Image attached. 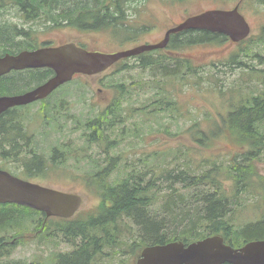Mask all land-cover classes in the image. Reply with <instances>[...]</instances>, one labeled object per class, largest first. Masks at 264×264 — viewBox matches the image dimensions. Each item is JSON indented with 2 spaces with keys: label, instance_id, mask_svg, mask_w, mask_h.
Segmentation results:
<instances>
[{
  "label": "trees",
  "instance_id": "1",
  "mask_svg": "<svg viewBox=\"0 0 264 264\" xmlns=\"http://www.w3.org/2000/svg\"><path fill=\"white\" fill-rule=\"evenodd\" d=\"M107 1L109 0H33V6L37 9L32 10L35 16L41 15L44 19L52 20L54 23H76L78 26H84L83 30H96L99 26L107 29L111 28L113 12L123 7L133 8L131 0H110V4H107ZM254 1L257 5L264 7V0ZM102 14L107 15L109 21L104 25H99ZM117 31L130 35L136 31V28L134 26H128V28L119 26ZM193 33L196 35H192ZM34 34L35 32H32L31 29H18L8 24L0 25V55L37 47L39 44L32 40ZM185 35L188 36L187 39L183 37ZM180 36L184 38L182 47L188 43L222 41L226 38L223 35L207 31H191L172 36V39H178ZM243 42L246 43L247 40ZM243 46L231 58L230 68L231 71L239 72L240 85L244 86V90L234 89L226 93L222 91L224 102L228 103L230 108L228 115V119L231 120L230 125L228 128L222 123L210 125V131L192 125L185 133L192 134L202 147L208 146L218 136L226 137L234 145L232 151H238L227 162L216 161L212 156H207L206 162L198 165L197 156L189 151H183V149L172 151L173 147L171 146L167 147L161 156L156 155L157 157L151 159L149 167H147L146 159L143 157L131 159L129 153L124 157L111 156L107 153L104 157L97 151L93 155L91 152L97 150L93 143H103L108 140L104 137L117 136L119 142H122L129 136L127 121L130 119L128 120L126 108H119L117 113L114 110H109L110 114L102 116L101 119L100 113L97 114V112L87 118L83 115H74L67 108H57V104L53 100L41 105L42 117L47 125L46 128H43L42 134L49 136L48 149L53 144H58L57 135L73 138L77 142V147H74L77 149L73 151L70 147V151L67 152V155L74 153L77 155L76 157L62 158L63 155L58 154V149H55L50 153L51 160L57 161L60 165L68 163L74 165L77 168V171L72 174L75 179L86 175L93 183L101 185L102 189L99 194L104 196L102 198L112 201V207L103 213L106 216L97 220L93 227H104L108 221L115 224V219L116 222L118 221L116 216L125 214L130 219H125L124 222L127 225V231L133 232L132 238L135 247L166 244L173 241L189 244L219 231L225 233V239L233 247H239L242 243L253 239H264V212L259 217L260 219L239 225L236 224L234 215H232L239 206H241L239 210H245L246 204L243 202V195L247 193L249 186H253L255 181L253 176H260L261 184L264 186V176L260 175L256 169V160H259L264 154V68L256 66L258 62L264 63V56L260 51L254 52L248 48L251 46L245 45L246 48ZM237 56L240 58L235 59ZM242 57L246 61L241 60ZM167 63L169 64V61ZM177 63L182 65V68L176 71L178 81L183 85H188L191 78L190 75H186L187 61ZM145 65L146 60L141 59L139 63L135 64L136 68L133 72L144 71ZM131 68L132 66L126 62L124 67H119L110 76L123 73L124 76L121 79H127L131 76ZM51 73L53 71L47 68L14 72L0 78V92L16 93L37 86ZM258 74L261 75L257 76ZM234 79L235 84L237 79L236 77ZM140 82V84H135L140 85L136 91L137 95L146 86L142 75ZM103 85L110 86L107 83H103ZM177 85L179 87V82ZM69 95L74 94L71 92ZM170 95L167 94V112L174 113L176 118L169 115V119L176 121L178 120L177 115L185 114L177 101L175 103ZM66 97L68 98V94ZM130 102L131 100H126L125 103ZM22 115V117L14 116L13 111H10L0 117V138L1 136L5 138L0 139V144L6 140L14 148L13 152L17 148L19 138L20 141H28L29 148L36 142L26 138V135L31 134L28 129L30 119L28 113H22ZM38 121H42V119L38 118ZM64 121H73L78 129L82 130L80 136L83 138H77L68 124L65 125L66 130L60 129ZM138 125L143 127V122ZM49 126L52 130L49 129ZM122 126H126L127 129H122ZM159 130L160 127L153 130V135L158 134ZM165 131L168 135H175L171 134L169 125ZM85 139V149H83L79 144L83 143ZM114 144V142L111 143L112 146ZM36 145H38L37 142ZM22 151L20 150L18 155ZM13 152L5 155H13ZM106 158H109L111 165L101 169V159L105 160ZM42 162L43 158L38 156L29 159L27 162L29 165L26 163L28 172L32 173V176L41 172ZM118 162L123 165L120 166ZM117 163L121 174L113 177L114 170L110 168L116 166ZM39 168L40 171H38ZM97 168L99 169L96 170ZM180 185L182 186L179 187ZM5 205L7 207L9 203ZM26 216L31 215L24 211L19 212L13 208H7L6 211L0 212V222L11 224L15 219ZM121 223L122 220L117 223V231L120 230ZM231 226L236 228V231L233 232ZM81 232H84L83 228L77 227L74 230L76 236ZM80 255L71 262L88 264L87 261L80 258Z\"/></svg>",
  "mask_w": 264,
  "mask_h": 264
},
{
  "label": "flooded vegetation",
  "instance_id": "2",
  "mask_svg": "<svg viewBox=\"0 0 264 264\" xmlns=\"http://www.w3.org/2000/svg\"><path fill=\"white\" fill-rule=\"evenodd\" d=\"M130 3L132 4V0ZM107 4H110V0L107 1ZM32 9H37L33 6V0H0V25L8 24L17 27L18 29H31L32 32H35V30H42V32L47 30H55L58 29V27L60 26L77 29L80 28L82 30L84 28V26H78L76 23H54V21L52 20L44 19L41 15L35 16L34 11ZM132 10L133 8L126 9L124 7L119 9L118 11L116 10L115 12H113L114 15H112L111 17V28L106 29L102 28V26H99L97 29L110 30L116 37L123 34L117 31V27L119 26H123V28H128V26H134L136 29L139 30V32H146L147 30H149L152 25L145 24L143 22H137V14L131 12ZM131 17L135 18L133 20L135 22H131ZM108 21V16L102 14V19L100 21L101 24L99 25H104ZM182 21H180L179 23H181ZM179 23L174 24L172 27L176 26ZM180 34L183 33L180 32L171 35L168 44L164 48H156L151 51H147L145 53L133 56L136 58L131 57L134 59V61L129 63L130 66H132L130 73L131 76H129L127 79H121L124 76L123 73H116L115 76H110V74H112L119 68L116 67V65H118V62L122 61L120 60L114 65V70H112L111 72H107V70V73L104 72L105 74H96L88 77L85 75H75L74 78L71 80L75 81L77 78L101 77L99 83L102 84L106 83L108 81V78H110V86L94 87V84L92 86V89H94L92 96H101L102 102L98 104H94V102H92L91 105L93 108L91 109H96L97 114L100 113L101 119L103 118L102 116H108L110 114L109 110H114L115 113L118 112L119 108H126L128 110V120L130 119L129 121H127L129 125V136L122 142H119V138L117 136L104 137V139L108 140L103 141V143H93L94 147L97 150H93L91 154L94 155V152L98 151L100 153L99 155H102L104 157H106L107 153L111 156L120 155L124 157L129 153V158L131 159H135L137 157H143L144 159H146L147 167H149L151 165V159L157 157L156 155L161 156L162 152L166 149V140L164 139V141L162 142V138L158 139V147H152V142L150 140V125H158L160 127L158 134H154L155 137L165 135V126L166 121L168 119L166 107L167 94H174L171 93V91L168 89L167 79L175 78V80H178V73H176V71L180 70L182 68V65L177 62H183L186 60L188 68V71H186V75H190L191 79H199V77L203 78L207 74L206 79L209 83L210 78H213L215 75H225L226 73L228 74L232 72L230 68V60L235 55L230 54L226 58H214L211 59L208 63L201 65L195 64L194 60L187 59L186 57H184L181 51V49L186 46L184 45V47H182V40L184 38L180 36L178 39H172V36H177ZM128 35L123 34L124 39L127 37V39L125 40H130L133 42L136 41V39H133L130 36L128 37ZM162 39L149 43L156 44ZM229 41L231 40L226 37L222 41L213 40L192 44H197L198 46L207 45L210 43L223 45L224 43ZM53 42L54 40L49 39L47 40V42L41 43L35 48L28 49H36L39 47H60L68 44H76L86 49H91L87 45H80V43L75 42ZM239 58V56L235 57V59ZM141 59L146 60V65L143 67L145 68V70H137L133 72V70L136 68L134 67L135 64L139 63ZM167 61H169V64L167 63ZM258 63L261 65V62ZM125 65L126 63H124L122 67H124ZM219 66H221L222 71H225L224 73L217 74L216 68ZM256 67H259L258 64ZM33 69L41 70V68L12 70L8 74H5L1 77L8 76L14 72H23L26 70ZM237 69H239V67H237ZM140 74L144 77V80L146 81V86L143 89V93H139L137 95L136 91L138 90V87H140V85H135V79L138 78L139 82L141 78ZM54 75L55 73L53 71V73H51L49 77L45 78L41 84L48 81ZM239 76L240 74L236 76V87H231L229 91H232L234 89H238L240 91L244 90V86L240 85L241 81ZM125 80L129 81L124 83ZM175 83L176 88H179L177 82ZM63 84H65L66 86L68 83ZM63 84L59 85L56 89H54L50 94L45 97L37 99L28 104L12 106L0 114L1 117L6 112L13 111L14 116L22 117V113H27L31 110H35L37 111V116L39 120L42 119V121H38V125H34L33 123L29 122L28 129L31 134L26 135V138L28 140L32 139V141H36L38 145H36L35 142V144L29 148L28 141H20L19 138L17 140V148L13 152L14 148L11 144L7 143L6 140L2 144H0V167L2 169L8 170L10 173L18 177H21L24 180L40 183L48 187H53V185L45 184L43 183V181H45V176H48L50 172H54L56 175L70 177L73 180L82 179L81 185L91 193L93 192L90 190V188H94L96 193L99 195V199L96 201L93 213L90 214L87 218L77 217V214L83 207L82 198L80 199L79 204L76 207L74 213L69 216L48 214L45 210H40L17 203H9L7 207L5 205L7 203H0L1 213L3 211H6L7 208H13L19 212L24 211V213H29V215H31L23 218H17L14 220V223L11 224H7V222H0V264H78V262L73 263L71 261L77 259L78 255L80 254V258H82V260L84 261H87L88 264H138L139 260L142 257L144 247H135V242L132 238L133 232L120 230L117 231L116 225L113 222L109 221L104 227H93V224L97 222V220L106 216L105 214L103 215V213L106 212L110 207H112V201L110 199L108 200L107 198H105L104 200V196L99 194V191L102 189L101 185L93 183V181L89 180L86 175L81 176L79 179H75L72 174L77 171V168L74 165H71V163H68L67 165H60L57 161L55 162L51 160L50 153L52 152V150L54 152L55 149H58V154L63 155L62 158L76 157V154L72 153L70 155H67V152L70 151V147L73 151H75L77 148L75 149L74 147H77V142H75L73 138L57 135L58 139L56 141L58 144H53L51 148L48 149L47 144L49 143V136H45L42 134L43 128H46L47 125H45L44 119L42 117L41 105L49 103L53 100V102L57 104V108H67V110L71 111L73 109L79 108L82 104L87 103V101H92L91 97H85L84 94L79 95L78 90H80L81 88L68 86V89H64L65 86H62ZM37 86L35 85L31 88L21 90L16 93L0 92V97L23 94L25 92L37 88ZM193 87H199V83L195 81ZM67 92H75L78 99L72 98L69 95L70 93L68 94L67 98ZM216 92L218 93V91ZM126 100H131V102L125 103ZM229 110V104L226 103L224 110L225 112H221L218 108L213 111H209L207 112L208 116L206 117V121L209 123V125H214L215 122H213L211 118L221 120L228 119V115L230 113ZM226 111L228 112L226 113ZM187 116H190L189 112ZM140 122H143V127H140L138 125ZM66 124L71 126L72 132L75 133L77 138L82 137L80 136L82 130L78 129L77 125L74 124L73 121H64L60 129L66 130ZM193 125L198 126L199 124L194 123ZM121 128L124 130L127 129L126 126H122ZM49 129L52 130L51 126H49ZM3 138L4 137L1 136L0 139ZM195 140L197 141V139ZM85 142L86 139L83 141V143L79 144L83 147V149H85ZM112 142L115 143L114 145L122 147V149L117 154H111V148L113 147L111 145ZM144 147L148 148L146 149ZM20 150L23 151L21 154L18 155V152ZM12 152L13 155H5L11 154ZM35 156L42 157L43 162L41 166V172L33 174L32 176V173L28 172V167L26 163L29 161V159L34 158ZM101 160V169L107 168L108 165H111L109 158ZM118 163L120 166L123 165L120 164V162ZM118 163L113 168L112 166L110 168L114 170L113 174L119 172ZM60 169L65 171L69 170L70 172L69 174H57V170ZM98 169L99 168H97L96 170ZM38 171H40V168ZM116 217L118 218V220L124 219L122 220V222H124L125 219L130 220L129 217L125 214H122L119 217L117 215ZM108 226H110V229L107 228ZM77 227L83 228L84 232H81L79 233V235L76 236L74 234V230ZM88 228L92 229L89 230ZM246 243L247 242H244L242 244Z\"/></svg>",
  "mask_w": 264,
  "mask_h": 264
},
{
  "label": "rangeland",
  "instance_id": "3",
  "mask_svg": "<svg viewBox=\"0 0 264 264\" xmlns=\"http://www.w3.org/2000/svg\"><path fill=\"white\" fill-rule=\"evenodd\" d=\"M237 3H240V10L245 15L251 26V36L247 42L243 44V48H246L245 45H247V47L251 46L248 48L254 52L260 51L264 56V7L257 5L254 0H132L133 10L131 12L137 14V22H143L145 24L152 25V27L146 32H139V30L136 29L133 34L128 35V37L130 36L131 38L136 39L135 42L125 40L127 37L124 39L123 35L116 37L110 30L96 29L84 31L80 28L77 29L64 26H60L55 30H47L44 32H42V30H35L33 40L36 42V44L47 42V40L50 39L54 40L53 43L75 42L80 43V45H87L91 49L100 51H122L141 43H149L162 39L169 27L179 23L189 16L199 14L213 8L226 10L231 9ZM134 19V17H131V22H135L133 21ZM192 35L196 34L193 33ZM184 37L185 39L188 38L187 35ZM239 49V45L229 41L223 45L210 43L207 45L198 46L197 44L195 45L188 43L184 48L181 49V51L184 57L194 60L195 64L201 65L208 63L214 58H226L230 54L235 55ZM241 60L246 61V59L243 57ZM248 62L251 63V61ZM257 64L259 68H264V63H261V65L259 63ZM123 65L124 64L116 65V67H122ZM216 71L217 74H222L225 72L222 71L221 66L217 67ZM238 74V71H232L228 74L226 73L225 75H215L213 78H210V83L206 79V74L203 78L199 77V79H189L190 81L188 82V85H183L180 81L175 80V78L167 79L168 89L171 91V93H174L170 96L175 100V103L177 101L180 109L185 115L182 113L177 115L178 120L174 121L169 119V115H172V117L176 115L174 113L167 112L168 119L166 121L165 129L167 128V125H169L171 128V134L175 135H168L165 131V135L155 137L152 132L153 130L158 129L159 126L151 124L150 140L152 142V147H158V139L162 138V142L164 139L166 140L165 150H167V147L171 146L173 147L171 149L172 151H177L178 149L189 151L194 156L198 157V165L202 162H206L205 159L208 158L207 156H212L216 161L227 162L238 151H232L234 149V145L226 137L218 136V138L210 142L208 146L202 147V145L198 143L195 138H192L194 137L192 134L188 135L185 133L194 123H198L199 128L210 131V125L206 121V117L208 116L207 112L213 111L216 108H218L221 112H225L223 94L228 92L231 87H236L234 84V78ZM260 75L261 74H258L257 76ZM79 79L81 82L78 84L72 85L71 81L66 86L65 84L62 86H65L64 89H68V86L81 88L78 90L79 95L84 94L85 97L87 96L92 98V101H87V103L82 104L79 108L70 111L74 115H83L85 118H87L96 114V109H91L93 108L91 103L94 102V104H98L102 102L101 96H92V93L94 92V89H92L93 84L94 87H103L104 85L103 83H99L101 77ZM85 80H89L90 82ZM128 81L129 80H125V82ZM135 81V83H137L138 78H136ZM195 81L199 83V87H193ZM175 82H177V84L179 82V88H176ZM252 84L254 83L252 82ZM215 90L218 91L219 94ZM222 91H224V93H222ZM142 93L143 90L140 92V94ZM67 94H69V92H67ZM73 94L74 95L71 97L78 99L76 93L73 92ZM188 112L190 113V116H187ZM27 113L29 114V121L34 125H38L37 111L31 110ZM211 119L216 125L218 123H222L226 126V128H228L231 123L230 119ZM144 148L147 149L148 147ZM121 149V146L118 147L117 145H114L111 148V154H117ZM168 158L171 157L168 156ZM263 166L264 154H262L259 160H256V169L259 174H262ZM69 172V170H57V174H69ZM117 174L121 173L118 172L113 174V177ZM253 178L255 179L253 186H249L247 188V193L243 195V202L246 204L245 210H239L241 208V206H239L236 208L235 213L232 214L234 215V220L237 225L244 224L248 221H256L260 219L259 217L261 216L262 212H264V186L261 184L260 176H253ZM44 180L45 181H43V183L53 185V188L55 189L66 190L65 192L78 194L82 198L83 207L77 214L78 218H87L93 213L94 206L96 201L99 199V195L96 193L94 188H90L93 193L86 190L81 185L82 179L73 180L70 177L56 175L54 172H50ZM181 186L182 185L179 187ZM121 220L124 219L118 220L115 225H117V223ZM128 224L130 225V222H128ZM131 225L134 228L132 222ZM119 227L120 231H127V225L125 222H122ZM107 228L110 229V226ZM232 231H236V228L232 227ZM215 234H220L224 238L226 236L225 233L221 231L208 236H213ZM253 241H255V239H253ZM149 246H151V244Z\"/></svg>",
  "mask_w": 264,
  "mask_h": 264
},
{
  "label": "water",
  "instance_id": "4",
  "mask_svg": "<svg viewBox=\"0 0 264 264\" xmlns=\"http://www.w3.org/2000/svg\"><path fill=\"white\" fill-rule=\"evenodd\" d=\"M185 30H208L227 35L240 42L251 34V26L238 6L233 9H210L188 17L168 30L165 39L155 45L143 44L118 53L87 51L75 44L23 50L16 54L0 55V77L12 70L50 68L55 76L24 94L0 97V113L11 106L24 105L47 96L60 84L70 81L77 73H101L121 58L130 57L167 45L170 34ZM80 197L33 183L0 169V202L18 203L48 214L72 215ZM72 203V204H69ZM138 264H264V239L251 241L240 249L226 244L224 237L215 234L185 245L175 241L147 246Z\"/></svg>",
  "mask_w": 264,
  "mask_h": 264
},
{
  "label": "bare ground",
  "instance_id": "5",
  "mask_svg": "<svg viewBox=\"0 0 264 264\" xmlns=\"http://www.w3.org/2000/svg\"><path fill=\"white\" fill-rule=\"evenodd\" d=\"M257 120H258V119H257ZM255 240H256V239H255ZM258 240H259V239H258ZM249 242H251V241H249ZM249 242H247V243H249ZM247 243H246V244H247ZM246 244H244V245H246Z\"/></svg>",
  "mask_w": 264,
  "mask_h": 264
}]
</instances>
